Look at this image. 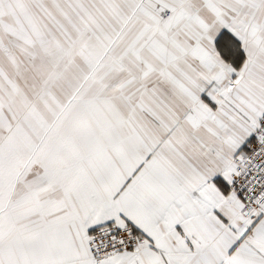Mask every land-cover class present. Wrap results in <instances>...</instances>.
Here are the masks:
<instances>
[{
  "label": "crops",
  "instance_id": "obj_1",
  "mask_svg": "<svg viewBox=\"0 0 264 264\" xmlns=\"http://www.w3.org/2000/svg\"><path fill=\"white\" fill-rule=\"evenodd\" d=\"M235 1L0 0V264H264L229 187L264 113ZM104 223L144 238L96 263Z\"/></svg>",
  "mask_w": 264,
  "mask_h": 264
},
{
  "label": "built area",
  "instance_id": "obj_2",
  "mask_svg": "<svg viewBox=\"0 0 264 264\" xmlns=\"http://www.w3.org/2000/svg\"><path fill=\"white\" fill-rule=\"evenodd\" d=\"M229 164L233 167L230 190L240 197L246 211L264 216V113L252 137L229 159ZM143 238L129 225L118 227L104 223L91 230L90 251L94 261L100 263L110 256L135 249Z\"/></svg>",
  "mask_w": 264,
  "mask_h": 264
},
{
  "label": "rangeland",
  "instance_id": "obj_3",
  "mask_svg": "<svg viewBox=\"0 0 264 264\" xmlns=\"http://www.w3.org/2000/svg\"><path fill=\"white\" fill-rule=\"evenodd\" d=\"M227 1L230 2V3L236 2L235 0H227ZM257 6L258 7L256 8V10H257V14H258V17H259V23H258L257 29L259 31V34L262 35L260 37V39H259V46H260V51L259 52L263 53L261 55L263 56V60H264V35H263L264 34V0H257ZM236 9H237V11L239 13L240 7H236ZM227 10H228L227 14L230 13L231 15H233L234 12H231L230 8L227 7ZM249 11H250V5L244 6L243 12L246 14L245 16H247V17L250 16ZM166 12H169V14H170V11H166ZM249 24H250V21H248L247 27L249 26Z\"/></svg>",
  "mask_w": 264,
  "mask_h": 264
}]
</instances>
